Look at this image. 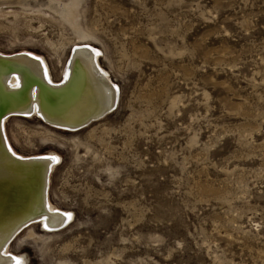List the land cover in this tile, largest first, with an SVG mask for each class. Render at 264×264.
Returning a JSON list of instances; mask_svg holds the SVG:
<instances>
[{
  "label": "rangeland",
  "instance_id": "rangeland-1",
  "mask_svg": "<svg viewBox=\"0 0 264 264\" xmlns=\"http://www.w3.org/2000/svg\"><path fill=\"white\" fill-rule=\"evenodd\" d=\"M87 44L118 87L109 113L74 131L6 117L17 155H58L47 195L72 215L27 224L9 252L264 264V0H0V52L42 56L55 82Z\"/></svg>",
  "mask_w": 264,
  "mask_h": 264
},
{
  "label": "bare ground",
  "instance_id": "bare-ground-1",
  "mask_svg": "<svg viewBox=\"0 0 264 264\" xmlns=\"http://www.w3.org/2000/svg\"><path fill=\"white\" fill-rule=\"evenodd\" d=\"M69 16L74 17L73 9ZM99 57L100 51L89 44L75 46L62 80L55 82L42 56L0 52V264L21 261L8 244L27 224L40 221L54 230L72 217L53 206L47 195L58 155H17L8 141L6 117L13 112L39 117L71 131L101 119L115 106L118 87L99 65Z\"/></svg>",
  "mask_w": 264,
  "mask_h": 264
},
{
  "label": "snow or ice",
  "instance_id": "snow-or-ice-1",
  "mask_svg": "<svg viewBox=\"0 0 264 264\" xmlns=\"http://www.w3.org/2000/svg\"><path fill=\"white\" fill-rule=\"evenodd\" d=\"M17 264H21V261L17 260Z\"/></svg>",
  "mask_w": 264,
  "mask_h": 264
}]
</instances>
